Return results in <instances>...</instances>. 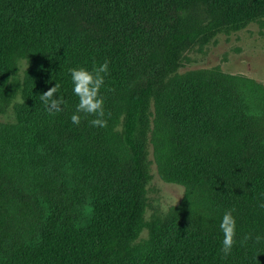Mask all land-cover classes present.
Listing matches in <instances>:
<instances>
[{
	"label": "trees",
	"instance_id": "obj_1",
	"mask_svg": "<svg viewBox=\"0 0 264 264\" xmlns=\"http://www.w3.org/2000/svg\"><path fill=\"white\" fill-rule=\"evenodd\" d=\"M201 1L0 0V74L9 77L0 95L15 112L13 127H0V264H264V84L217 69L180 72L174 54L219 22H203ZM245 1L264 13V0ZM152 54L162 66L148 72ZM23 57L32 79L17 104ZM105 61L108 125L83 114L74 125L69 70ZM56 83L67 103L49 115L39 96ZM134 121L144 127L131 138ZM40 146L84 158L100 178L91 216H82L83 189L46 169ZM151 147L160 172L188 194L140 245ZM232 209L237 243L225 257L219 225Z\"/></svg>",
	"mask_w": 264,
	"mask_h": 264
},
{
	"label": "rangeland",
	"instance_id": "obj_2",
	"mask_svg": "<svg viewBox=\"0 0 264 264\" xmlns=\"http://www.w3.org/2000/svg\"><path fill=\"white\" fill-rule=\"evenodd\" d=\"M198 15L205 23L213 18L218 19L219 22L214 28L193 38L191 44L184 47L181 52L174 54L179 61L180 72L197 68L217 69L227 74L244 76L257 85L264 84V13L254 16L245 0H225V2L202 0L199 3ZM145 64L150 65L147 68L150 72L162 66V60L157 54H152L145 60ZM19 66L20 72L16 77L22 81V86L18 89L17 104L20 103L23 85L32 79L30 61L23 57ZM4 79L7 81L9 79L7 71H2L0 74V91L3 89ZM12 105L9 96L0 95V127L5 130L13 127L15 112L10 109ZM128 125L125 126L126 133L128 132L131 138L140 135L139 132L144 127L141 122L136 121ZM153 151L151 147L153 177L148 184L147 204L144 207V220L149 227L146 226L140 232L141 236L137 239V244L140 245H144L141 238L150 236L152 224L165 217L172 208H180L188 194L185 184L174 178H167L160 172ZM35 153L38 157H42L46 169L58 170L59 177L83 189L85 198L82 201V216L85 218L91 216L96 203L102 201L98 189L101 180L90 168L84 170L86 166L84 158L77 156L71 159V155L57 153L47 146L37 147ZM143 250L144 248L139 249V251Z\"/></svg>",
	"mask_w": 264,
	"mask_h": 264
},
{
	"label": "clouds",
	"instance_id": "obj_3",
	"mask_svg": "<svg viewBox=\"0 0 264 264\" xmlns=\"http://www.w3.org/2000/svg\"><path fill=\"white\" fill-rule=\"evenodd\" d=\"M69 71L73 92L78 97L76 112L71 116V122L78 126L82 120L81 114H83L84 118L93 117L89 121L91 126L106 128L108 121L105 119V100L101 95V89L105 85L106 75L109 74V62L105 61L91 71L83 67L72 68ZM59 89L60 85L56 83L54 87L39 96L49 115L63 111V106L67 103L63 96H58ZM108 115L110 116L111 114L108 113ZM260 207L264 208V203H261ZM234 211L235 209L226 211L219 225L223 234L221 252L225 257L231 254L233 247L237 243V220L233 215ZM251 238V234H249L244 237L241 243ZM255 239L259 242L261 237L257 236Z\"/></svg>",
	"mask_w": 264,
	"mask_h": 264
}]
</instances>
